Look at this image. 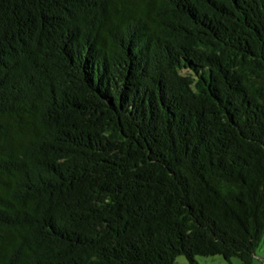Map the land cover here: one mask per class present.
Masks as SVG:
<instances>
[{
	"label": "trees",
	"instance_id": "trees-1",
	"mask_svg": "<svg viewBox=\"0 0 264 264\" xmlns=\"http://www.w3.org/2000/svg\"><path fill=\"white\" fill-rule=\"evenodd\" d=\"M264 0H0V264H253Z\"/></svg>",
	"mask_w": 264,
	"mask_h": 264
},
{
	"label": "rangeland",
	"instance_id": "rangeland-1",
	"mask_svg": "<svg viewBox=\"0 0 264 264\" xmlns=\"http://www.w3.org/2000/svg\"><path fill=\"white\" fill-rule=\"evenodd\" d=\"M197 264H241L239 260L232 259L230 262L225 261L221 257H210V258H203V257H196ZM175 264H189L183 256H178L176 258ZM253 264H264V238L259 243L254 257H253Z\"/></svg>",
	"mask_w": 264,
	"mask_h": 264
}]
</instances>
